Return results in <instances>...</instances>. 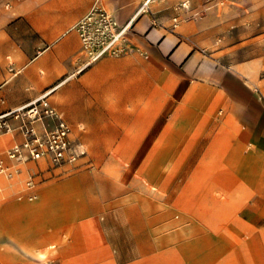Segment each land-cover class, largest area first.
<instances>
[{"label": "rangeland", "instance_id": "1", "mask_svg": "<svg viewBox=\"0 0 264 264\" xmlns=\"http://www.w3.org/2000/svg\"><path fill=\"white\" fill-rule=\"evenodd\" d=\"M145 1L140 0L138 13ZM169 1L154 0L148 8L156 21L172 9L175 12L172 30L183 20H200L205 16L202 10L208 7L221 11L233 6L245 7V0H223L218 5L212 0H175L170 8L166 7ZM186 2L189 10L182 7ZM77 5L78 0H0V91L24 81L25 93L28 88L33 93L28 101L26 98L16 106H11L8 97L2 95L7 100L6 107L23 105L65 79L61 73L64 59L58 52L65 39L61 38L62 34L75 28L94 8H103L94 2L80 15ZM180 12L185 13L182 19H179ZM67 18L69 21L63 23ZM131 30L120 43L119 54L105 57L119 58L137 52L129 41ZM78 45L74 34L70 46L75 49ZM42 50L43 56L50 55L47 62L53 69L45 67L44 75L33 76L42 78L43 85L27 84V68L36 62ZM206 55L217 58L210 51ZM82 64L78 61L76 68ZM53 73L61 78L50 81ZM260 77H264V72ZM78 78L64 87L76 85ZM194 79L189 92L195 88V94L189 102L205 104L207 101L201 100L205 85L195 75ZM187 84L188 80L185 85L161 83L158 98H144L140 105L122 104L121 84L111 81L101 84V89L71 91L74 97L70 102L85 112L79 123L86 136L72 137V140L84 145L85 155L59 166L50 160L47 166L40 162L45 168L30 169L34 164H27L24 169L30 170H23L13 192L6 189L10 186H0V205L11 200L22 203L0 207L5 217H9V211L18 216L16 207L41 201L46 197L45 192L54 200L62 196V210L69 204L75 211L77 218L62 222L63 227L73 237H82L85 246L74 244V249L67 254L59 245L49 251L48 247L57 242L52 240L45 249H40L48 256L47 264H264V218L252 216L249 197L238 193L241 181L233 180L224 163L226 152L238 135L231 122L220 121L229 114L230 105L226 115L217 117L219 121L216 116L221 110L225 113V107L202 105L197 117L179 134L180 123L172 126L170 118L182 104L179 96ZM242 84L248 85L242 80L229 88L236 96L247 99L248 92ZM231 92L226 93L229 96ZM55 93L51 95L52 103L63 111L55 101ZM217 93L220 95H212L209 100L220 101L223 95ZM18 95L19 89L10 93L13 99ZM82 111L79 117L83 116ZM173 140L175 143L168 149L167 144ZM215 140L218 152L212 153L210 148ZM11 144L8 135L0 137V160H9ZM246 156L237 148L229 165L238 167V173L243 172L252 166L245 163ZM145 163L149 166L143 170ZM85 174L88 177H82ZM260 174L263 176V172ZM30 176L38 191L33 200H28L23 193ZM0 179L8 181L5 176ZM43 188L46 190L40 195ZM66 230L60 229L66 237L64 243L70 244L72 238ZM8 238L14 239L9 233L0 241L7 244ZM5 264L41 262H30L23 257Z\"/></svg>", "mask_w": 264, "mask_h": 264}, {"label": "crops", "instance_id": "2", "mask_svg": "<svg viewBox=\"0 0 264 264\" xmlns=\"http://www.w3.org/2000/svg\"><path fill=\"white\" fill-rule=\"evenodd\" d=\"M88 1L78 0L77 13L80 15L85 13L95 2V0H90L89 3ZM153 1L148 4V7ZM174 1H169L166 7H172ZM103 4L104 6L100 3L120 25H125L130 20H134L131 27L132 30L129 33V41L137 48V52L119 58L105 57L90 68L77 73L80 69L76 68L77 62L80 61L82 63L85 60L83 55L80 57V39L73 28L66 30L62 34L61 38L65 37V39L60 44L58 52L62 54L64 59L61 73L66 77L53 86L54 91L50 94L49 101L69 124L71 137L79 139L86 137L82 131L83 127L79 123V120L85 117V112L78 106H73L72 102H70L71 98L74 97L73 93H71L73 89H76L78 93L86 90L92 91L101 89V84L111 81L112 83L121 84L122 104L130 102L140 105L144 98H158L161 83L178 82L185 85L188 80L189 84L183 87L179 96L182 104L176 107L170 118L171 125L176 126L180 123L181 128L178 133H183L192 120L197 117L201 107L206 104L225 107L226 112L224 113L221 110L216 116V120L219 121L217 117L226 115L230 105L229 114L220 119V121L224 123L231 122L232 127L238 131V135L226 152L224 163L228 166L233 180L238 179L241 181L242 188L238 189V193L249 197L250 208L253 211L252 216L264 218V77H260L261 73L264 72V0H245L243 9L233 6L221 11L214 9V7H208L205 12H202L205 13V16H202L200 20H183L175 30H172V18L175 15L172 9L157 17L158 20L156 21L148 7L146 8V13L138 14L140 0H104ZM183 17H185V13L180 12L179 19ZM67 21H69L68 18L62 20L63 23ZM236 28V31H232ZM74 34L79 45L72 49L70 44ZM58 40H60V37ZM208 51H210V54L214 53L217 55V58L214 59L206 55ZM40 52H42L41 55L39 54ZM40 52L35 59L36 62L27 68V84L36 83L37 86L43 85L44 80L42 78H33V76H37V73L44 75L45 67L51 71L53 69V66L47 62L50 55L43 56L45 51L43 52L42 50ZM39 67L40 72H38ZM194 75L205 85L201 92V100L207 101L205 104L198 102L191 105L189 102L195 94V88L189 92L195 81ZM60 78L61 75L53 73L50 81L54 82ZM75 78H78L76 85L64 87L65 84ZM242 80H246L248 84L247 86L242 84V87L248 92L247 99L236 96L232 89L229 88L234 87ZM23 83L24 81L19 86H13L12 88L10 84L3 91H0V114L22 106L6 107L7 100L2 95L8 97L11 106L19 105L26 98L28 101L33 96V93L28 91L30 90L29 88L27 89V94L25 93ZM209 84L212 85L211 87L214 90L221 92L223 95L220 101L217 99L214 101L209 100L212 95L219 94L211 90ZM76 86L77 88H74ZM18 89L20 95L17 98L16 96L14 99L11 98L10 93L18 91ZM47 89L42 91L40 95ZM227 90L233 92L230 93V97L226 93ZM176 91L177 89H175ZM53 93H55L57 105L63 111L53 105L51 100ZM80 105H83V103ZM80 111L83 113L81 117H79ZM78 117L79 119L75 122L74 120ZM12 123L14 125L18 124L14 120ZM77 127L80 129V134L76 132ZM38 128L42 130V125L38 124ZM3 135L9 136V141L12 143L11 146L23 140L22 134L18 131L4 133L0 137ZM216 141L211 145L212 153L216 150L218 152V143ZM174 143L175 140L171 141L169 146L167 144L168 149H171ZM237 148L240 149L243 155H247L244 160L245 163L252 165L247 167L243 171L244 173H238V167L229 165V161ZM1 160L6 165L10 166L13 164L10 158L9 160L6 159V161L5 159ZM43 160L48 165L47 159L29 160L20 164V171L14 177L9 178L5 175H0V177L5 176L8 179L7 182L0 179V186H10L11 188L7 187L6 189L9 192H13L14 183L20 178L23 170L38 167L45 168L47 165L43 166L40 164V161ZM27 164H34V168L24 169ZM148 166V163H145L143 170L147 169ZM152 170L157 171L154 168ZM261 172H263V176H261ZM154 175L155 177L157 176L156 174ZM82 177H88V175L85 174ZM29 180L34 182L32 176L29 177L27 182ZM27 182L23 193L28 200H33L30 199V196L36 195L38 191L35 185L29 188ZM45 190L46 188L41 189L40 195ZM45 196L41 201L31 206L16 207L15 209L19 213L15 215L18 216H14V213L9 211L7 213L9 217H5V214L0 212V240L6 238L9 233L14 237V239L8 238L7 244L0 241V256H2L0 264L12 262L23 257H27V261L30 262L39 261L41 264H47L48 256L46 257L45 253L40 249H45L52 240L57 242L48 247L49 251L53 247L56 249L57 245H59V249L66 251L67 254L74 249V244L78 246L83 244L85 246V240L82 237H73L63 227L62 222H72L77 218L71 206L67 204L62 210V196L57 197L56 200L49 192H45ZM60 202L61 204H59ZM17 204L22 203H15L14 200H11L9 203L1 204L0 207ZM32 218L36 220L29 222ZM20 220L25 221L21 222ZM19 222L22 224L18 225ZM60 229L66 230L70 235L72 238L70 244L64 243L66 237L61 233ZM81 239L82 241H80Z\"/></svg>", "mask_w": 264, "mask_h": 264}, {"label": "built area", "instance_id": "3", "mask_svg": "<svg viewBox=\"0 0 264 264\" xmlns=\"http://www.w3.org/2000/svg\"><path fill=\"white\" fill-rule=\"evenodd\" d=\"M218 5L223 0H212ZM146 0L143 7H148ZM184 8V6L182 5ZM188 5L184 9H189ZM174 22H177L174 19ZM132 20L120 25L104 8H94L74 28L80 37L81 52L85 60L79 72L90 68L108 55H118L119 46L132 27ZM51 88L39 97L24 105L0 114V135L18 131L22 134V142L15 143L8 150L12 165L0 160V175L14 177L20 171V164L29 160H50L55 165L75 162L85 155L82 143L75 142L71 137V128L63 115L53 107L49 96ZM17 121L14 125L12 121ZM42 125V130L38 128ZM29 180L27 186L33 187ZM36 196L31 195L30 199Z\"/></svg>", "mask_w": 264, "mask_h": 264}, {"label": "bare ground", "instance_id": "4", "mask_svg": "<svg viewBox=\"0 0 264 264\" xmlns=\"http://www.w3.org/2000/svg\"><path fill=\"white\" fill-rule=\"evenodd\" d=\"M149 1V3L152 1V0H148ZM95 2H97V3H102V5L104 6V0H95ZM183 6H184V8H186L187 6H188V2H186V3H184V4H182ZM207 9H205V10H203L202 12H205ZM147 12V10H146V7H142L141 8V10H140V12L139 13H146ZM138 13V14H139ZM133 21L134 20H132V23H133ZM176 21H177V19H176ZM73 30H74V28H73ZM83 54H82V52L80 51V57L82 56ZM80 59V58H79ZM81 72V71H80ZM79 71L77 72V73H80ZM52 91H54V89L52 90ZM40 162H43L45 165H47V163L43 160V161H40ZM53 249H55V247H53V248H51V251L53 250Z\"/></svg>", "mask_w": 264, "mask_h": 264}]
</instances>
